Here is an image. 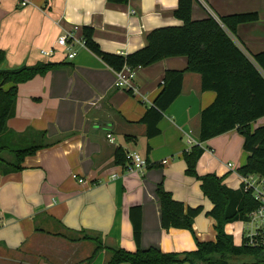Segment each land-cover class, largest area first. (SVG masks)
Masks as SVG:
<instances>
[{
  "label": "crops",
  "instance_id": "obj_1",
  "mask_svg": "<svg viewBox=\"0 0 264 264\" xmlns=\"http://www.w3.org/2000/svg\"><path fill=\"white\" fill-rule=\"evenodd\" d=\"M25 3V5H21ZM178 0H0V51L6 69L36 63H62L44 76L18 85L15 115L8 129L44 131L49 148L28 156L22 170L0 173V260L9 264H106L109 254L99 251L90 261L98 238L111 248L135 252L130 209H141L140 248L163 253L194 251L197 242L214 241L216 221L200 182L185 174L182 153L198 144L199 118L215 93L201 90L199 74L186 72L180 96L163 113L160 134L148 139L137 124L153 106L165 71H184L185 57L163 59L135 71L136 93L116 89L117 72L86 47L76 46L72 60L57 49L44 57L63 32L74 27L93 29V40L108 54L128 55L142 49L147 34L158 28L179 27L173 15ZM243 13H257L258 21L239 25L232 39L250 57L264 51V0H194V21ZM264 99V98H263ZM264 125V117L251 124ZM110 134L113 142L106 139ZM126 136L135 137L127 142ZM243 138L236 130L203 144L196 164L198 175L223 177L230 189H239L238 169L246 164ZM122 147L147 161L141 172L115 165L113 152ZM149 147V151L147 148ZM166 161V163H162ZM230 165V167L228 166ZM75 176V178L73 177ZM259 180V186L264 179ZM78 180H82L79 183ZM162 184L184 207H202L191 229L164 230L156 189ZM254 231L252 224L224 226L236 246ZM248 258L236 260L240 264ZM126 264V263H123Z\"/></svg>",
  "mask_w": 264,
  "mask_h": 264
},
{
  "label": "trees",
  "instance_id": "obj_2",
  "mask_svg": "<svg viewBox=\"0 0 264 264\" xmlns=\"http://www.w3.org/2000/svg\"><path fill=\"white\" fill-rule=\"evenodd\" d=\"M107 2L123 5L128 0ZM193 2L178 0L173 15L182 25L150 31L145 46L128 55L102 52L93 40V29L90 27H83L81 36L84 47L115 72H120L124 67L146 68L166 58L187 59L186 70L165 71L162 88L153 106L146 110L137 123L145 126L148 139L160 134L158 123L163 113L180 96L186 72L199 74L201 90L215 93L213 103L200 113L198 144L182 153L186 165L185 174L200 182L202 194L212 204L206 215L216 221L215 240L197 242L194 251L182 253H163L155 247L143 250L140 248L141 209L133 207L129 215L136 251L107 247L98 238L84 237L95 243V249L86 262H90L99 251L106 250L109 254L106 264H237L236 260L245 258L249 260L240 264H264V245L260 243L259 237L253 239V244L245 237L241 245L236 246L232 236L224 232L226 224L248 223L250 215L258 209L259 203L252 196V189L243 183L239 189H230L223 183V177L213 173L200 176L196 172V164L204 152L200 144L236 130L242 136V148L248 154L246 164L238 169L239 175L264 179V125L253 130L251 127L252 123L264 117V51L248 57L232 39L239 25L258 21V14H233L219 21L212 17L194 21L191 18ZM4 61L5 53L0 51V173L5 175L22 170L26 157L58 142L49 141L44 131L28 129L22 133L14 132L8 129L7 121L15 115L18 85L64 65L36 63L6 69L3 67ZM126 91L132 94L130 90ZM125 138L127 142L135 141L133 136ZM126 156L127 152L117 147L113 152L114 164L130 166ZM156 195L160 205L161 227L164 230H190L192 219L203 210L200 206L184 207L164 190L162 184L157 186Z\"/></svg>",
  "mask_w": 264,
  "mask_h": 264
},
{
  "label": "built area",
  "instance_id": "obj_3",
  "mask_svg": "<svg viewBox=\"0 0 264 264\" xmlns=\"http://www.w3.org/2000/svg\"><path fill=\"white\" fill-rule=\"evenodd\" d=\"M21 5H25V3H22ZM79 32L78 27L63 32V34L57 38L55 46L48 51H41V55L44 57H52L58 49L63 53L66 59H74L76 56V46H84L82 36H77ZM135 71L136 69L124 67L120 72H117L114 87L116 89L130 90L132 93H136V88L132 86ZM106 139L109 142H113V138L110 134L106 135ZM126 158L129 160L130 168L133 171L141 172L147 165V162L137 153H127ZM162 163H166V161H163ZM228 166L230 167V165ZM73 177L75 178V176ZM78 182L82 183L83 181L78 180ZM242 183L252 189V196L259 203L258 209L250 215V221L248 222L253 225L254 231L246 236V238L249 239L250 244H253L255 241L253 239L259 237L260 243L264 245V190L259 188L260 182H256L250 176L242 177Z\"/></svg>",
  "mask_w": 264,
  "mask_h": 264
},
{
  "label": "rangeland",
  "instance_id": "obj_4",
  "mask_svg": "<svg viewBox=\"0 0 264 264\" xmlns=\"http://www.w3.org/2000/svg\"><path fill=\"white\" fill-rule=\"evenodd\" d=\"M5 155V154H4ZM6 156V155H5ZM8 157V156H6ZM11 158V157H10ZM256 180V179H255ZM259 180H257L256 182H258ZM263 181V184H261V186H259L260 189L264 190V180ZM0 264H9L6 260L3 261V260H0Z\"/></svg>",
  "mask_w": 264,
  "mask_h": 264
}]
</instances>
